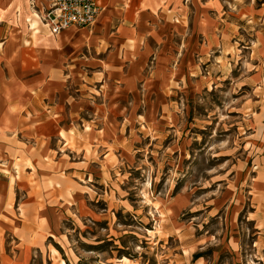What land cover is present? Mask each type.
Masks as SVG:
<instances>
[{
	"label": "rangeland",
	"instance_id": "1",
	"mask_svg": "<svg viewBox=\"0 0 264 264\" xmlns=\"http://www.w3.org/2000/svg\"><path fill=\"white\" fill-rule=\"evenodd\" d=\"M40 1L0 0L7 134L76 180L71 264H172L195 248L179 240H208L206 264H264V0H218L198 32L191 1L168 2L129 40L51 35Z\"/></svg>",
	"mask_w": 264,
	"mask_h": 264
},
{
	"label": "crops",
	"instance_id": "2",
	"mask_svg": "<svg viewBox=\"0 0 264 264\" xmlns=\"http://www.w3.org/2000/svg\"><path fill=\"white\" fill-rule=\"evenodd\" d=\"M175 1L97 0L100 11L94 24L96 23L100 29L110 28L116 36L122 37V40H129L136 37L142 29H148L150 22L154 21L151 20V15H156L157 20H160L164 14L166 16L167 3L172 6ZM190 1L191 21L197 22L198 32L199 22L208 21L206 16L212 12L213 5L218 0ZM18 4L14 13L20 19L23 10L21 11L20 2ZM42 4L41 0L39 4H33V7L28 6L34 11L31 14L36 20L34 23L41 25L43 23L36 16L35 7ZM175 13L173 7L171 14ZM45 29L49 33L46 27ZM6 60V48L0 41V264H39V262L40 264H71V259L76 258V255L72 250L74 248L68 242L67 235L62 231L61 224L64 217H60L59 214L70 211L72 191L75 187L72 181L76 182V180L69 174L51 171L52 167H49L43 159L46 155L24 157L23 142L8 141L7 133L12 134L14 130L7 131V116L8 112H11L5 108L6 78L5 72H1L6 70ZM22 124L23 120L21 127ZM37 135L35 124L33 136L37 137ZM194 241L179 240V243L180 246L185 244L187 248L194 243L197 251H201L203 244L208 242L201 240L196 244ZM230 244L232 246L230 251L234 253L233 259L237 262L239 244L237 240H230ZM195 248L190 251V257L189 253L184 254V252L175 257V253L172 257L168 256L167 261L172 264L178 262L206 264L201 255L194 256ZM201 259L204 261L201 262Z\"/></svg>",
	"mask_w": 264,
	"mask_h": 264
},
{
	"label": "built area",
	"instance_id": "3",
	"mask_svg": "<svg viewBox=\"0 0 264 264\" xmlns=\"http://www.w3.org/2000/svg\"><path fill=\"white\" fill-rule=\"evenodd\" d=\"M35 10L49 33L57 35L68 28L93 26L100 7L97 0H43Z\"/></svg>",
	"mask_w": 264,
	"mask_h": 264
},
{
	"label": "bare ground",
	"instance_id": "4",
	"mask_svg": "<svg viewBox=\"0 0 264 264\" xmlns=\"http://www.w3.org/2000/svg\"><path fill=\"white\" fill-rule=\"evenodd\" d=\"M61 36V34H59V37ZM46 42H47V40H46ZM186 251V250H185Z\"/></svg>",
	"mask_w": 264,
	"mask_h": 264
}]
</instances>
